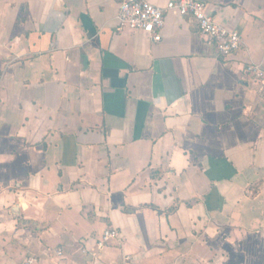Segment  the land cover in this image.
<instances>
[{"label": "crops", "instance_id": "crops-1", "mask_svg": "<svg viewBox=\"0 0 264 264\" xmlns=\"http://www.w3.org/2000/svg\"><path fill=\"white\" fill-rule=\"evenodd\" d=\"M198 1L236 53L174 12L119 31L121 0H0V264H264V0Z\"/></svg>", "mask_w": 264, "mask_h": 264}, {"label": "built area", "instance_id": "built-area-1", "mask_svg": "<svg viewBox=\"0 0 264 264\" xmlns=\"http://www.w3.org/2000/svg\"><path fill=\"white\" fill-rule=\"evenodd\" d=\"M171 12L182 17H190L196 24L201 38L213 44L224 57L236 53L242 46V38L237 30H230L218 24L207 13L206 4L198 0H170L165 7L153 5L149 0H121L117 16L118 30H139L147 34L154 42L161 41V31L165 25V16ZM247 73L260 81V96L264 98V70L260 65H250ZM119 237L117 230H108L103 242ZM24 264H38L35 257L27 258Z\"/></svg>", "mask_w": 264, "mask_h": 264}]
</instances>
